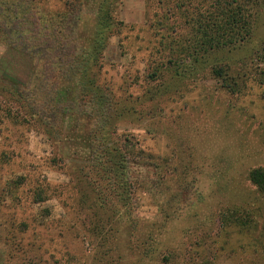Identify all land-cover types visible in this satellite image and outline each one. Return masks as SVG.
<instances>
[{"label": "rangeland", "instance_id": "374dc122", "mask_svg": "<svg viewBox=\"0 0 264 264\" xmlns=\"http://www.w3.org/2000/svg\"><path fill=\"white\" fill-rule=\"evenodd\" d=\"M73 1L0 0V264H264V0L198 66L180 48L218 0H82L77 23ZM36 14L76 72L34 50Z\"/></svg>", "mask_w": 264, "mask_h": 264}, {"label": "trees", "instance_id": "16d2710c", "mask_svg": "<svg viewBox=\"0 0 264 264\" xmlns=\"http://www.w3.org/2000/svg\"><path fill=\"white\" fill-rule=\"evenodd\" d=\"M250 1L254 2V4H259V2H261V0H218L216 2L217 7L214 8L213 11L198 13L194 19L191 20L193 27L190 30L192 35L189 44L187 46L185 44V46L180 48V53L183 54L185 58L182 59V61H194V66H198L201 60L211 54H216L228 49H238L246 44L254 35V31L257 28L254 26L255 14H252V12L247 9L248 5L251 3ZM82 4V0H74L70 3L72 7V14H70V16L76 19V23L80 20V15H82ZM175 9L180 10L179 8ZM37 16L39 15L36 14L34 17L36 18L34 29L40 44L34 47V50L37 52L41 50L44 51V45V47H47L46 53L52 55L54 52L57 54L53 58V69L59 70L62 67V63H67L69 72H76L80 68V60H77L75 54L78 50L76 43L74 41L68 42L67 37L62 38L61 32H57L56 28L52 29L50 23L42 22L41 20L43 18H37ZM61 38L64 40H59ZM96 48H99V46ZM93 49H95V46L92 47V50ZM69 51H74V54L71 55ZM59 53L62 54V57ZM171 53L174 55L173 52ZM57 63L59 66L56 65ZM81 67L85 68L83 64ZM56 71H53V73ZM211 71L215 76L222 77V72H220L219 68L216 66H213ZM45 81L48 82L49 80L46 79ZM259 81L260 85L264 86V70H260ZM92 89V87L88 88L87 84L84 83L81 90L83 100L88 102L95 101L97 103V109L103 102V104L109 103L107 95V99L102 96L98 97L95 94L96 91L92 92ZM26 93V91L18 90L17 94L20 99H22V97L26 96ZM50 101H52V99H50ZM42 114L44 116L46 115L44 111H42ZM249 179L251 183L257 186L264 194V169L253 170L249 175Z\"/></svg>", "mask_w": 264, "mask_h": 264}]
</instances>
